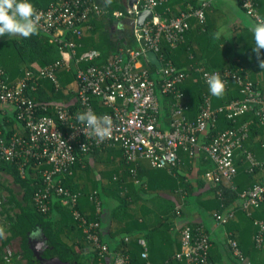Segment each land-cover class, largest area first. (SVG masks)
<instances>
[{
	"label": "built area",
	"instance_id": "built-area-1",
	"mask_svg": "<svg viewBox=\"0 0 264 264\" xmlns=\"http://www.w3.org/2000/svg\"><path fill=\"white\" fill-rule=\"evenodd\" d=\"M244 13L254 22L258 15L257 0H239ZM166 0H136L126 15L133 19V36L136 43L144 41V46L132 50L117 51L106 60L97 49L79 52V40L82 28L87 26L89 17L99 16L101 8L93 0H54L44 8H36L40 14L39 32L55 43L64 57L43 67L33 66L20 79L9 82L0 68V103L13 108L21 133H13L6 138L0 124V160L16 162L20 173L29 162L42 164L39 171L41 188L33 194L37 210L46 213L53 199L72 207V215L79 223L84 239L91 243L101 258L111 253L107 244L99 236L98 221H89L74 208L80 197L79 192H71L63 185V180L72 174V168L83 156L95 149L119 147L123 161L134 165L140 160L148 162L151 168L167 169L178 163V150L186 152L190 158L202 154L214 166L212 171L204 174L203 179L212 185L222 181L231 183L236 175L234 156L243 149L248 138L250 120L236 124L235 127L217 134L207 144L200 142V136L214 126L218 114L235 122L245 113H253L259 123L264 124V94L255 87L245 75L235 70H217L196 68L192 70L206 84L205 74L218 72L225 83V89L234 83L241 98L233 100L216 109H212L208 100H204L196 117L188 118V107L180 102L183 96L179 85L188 76L169 62H163L159 69L151 74L143 66L146 52L156 55L160 52L163 40L174 48L189 30V19L195 18L203 24L204 9L207 3H201L196 9H188L179 16L162 20L155 10ZM149 10L151 18L145 19L143 25L136 27V16L141 11ZM261 17V16H260ZM66 58V60H65ZM160 61V60H159ZM71 74V82L63 90L64 94L72 92L67 103H39L30 97L40 82L47 80L55 89H60L58 72ZM75 88H71V87ZM159 95L171 98L168 129H161L159 124ZM93 100L109 109L112 118L111 135L103 141L88 135L84 124L76 119L77 113L87 109L95 113ZM49 114H46L48 113ZM97 115V114H96ZM100 116V115H98ZM248 163V172L259 169L264 172V161H258L248 152L243 151ZM135 174V168L130 169ZM264 198V182L254 183L240 194V207L245 210L257 207ZM88 200L94 205L95 213L101 210L97 192L88 194ZM222 223L226 218L217 216ZM254 224L258 233L254 237L255 245L260 247L264 233V221ZM180 250L174 254L175 261L181 264H209L211 243L208 235L201 228L194 232L186 226L180 232ZM126 240V239H125ZM143 247L140 254L142 264H151L147 260L145 242L138 240ZM232 253L242 258L236 242L231 243ZM15 250L11 245L3 249V264H12ZM113 264H138L131 262L128 255L112 253Z\"/></svg>",
	"mask_w": 264,
	"mask_h": 264
},
{
	"label": "crops",
	"instance_id": "crops-1",
	"mask_svg": "<svg viewBox=\"0 0 264 264\" xmlns=\"http://www.w3.org/2000/svg\"><path fill=\"white\" fill-rule=\"evenodd\" d=\"M93 1L101 8L102 13L92 18V24L87 26L89 32L79 40L78 51L97 49L104 52L108 50L109 44L113 46V49L118 46L116 50L122 51L129 44H132L131 42L134 41L133 19L121 14L122 9L127 11L130 8L129 3L132 0H113L108 7H105L103 0ZM201 3L208 4L204 9V23H198L195 18L189 19L190 28L178 43L180 47L178 49V64L182 68H186L188 73L183 83L200 82L204 99L208 100L210 104L224 102L228 90H225L220 97L212 96L209 93L208 85L202 83L199 75L192 70L198 67L208 70H220L222 68L225 70L229 69L227 66L236 59L235 62L240 64L237 70L243 72V75L245 74L260 92H264V69L259 67V62L252 52L255 45L250 27L254 21L244 13L239 0H166L163 6L167 13H176L181 12L183 8L185 10L196 9ZM260 8H263L264 11V1L257 0V13H259ZM109 11L113 16H106ZM155 12L160 17L157 9ZM136 44V48L141 47L139 43ZM261 59L264 60V50H261ZM230 84L234 85L233 83ZM158 100L161 109L160 128L167 130L171 98L159 95ZM12 115L13 108L8 104L0 103V120ZM260 140L263 144L256 145ZM253 144L246 140L243 143L244 149L235 153L234 163L237 165L238 172L233 179L234 188H247L251 183V178L245 173H248V163L241 155L244 150L253 147L254 157L258 161H264V134L256 137ZM98 150L83 156L84 158L81 157L75 165V174L70 176H73L71 180L73 188L78 190L85 183H90V180L102 179L104 181V185L94 191L98 192L101 198L99 224L102 242L107 244L111 254L114 253L113 249L119 239V232L128 231V234L125 235L126 238L130 232L134 234L138 232L139 235H144L139 239L145 242L148 262L162 264L179 249L180 229L187 224H198L204 228L211 242L210 264H264V239L259 248H253L252 238L255 228L248 215L236 211L232 217L226 219L225 223L215 219L214 216L218 210L211 191L213 186L203 179L204 174L211 169L208 168V163L202 154L199 153L190 158L181 153L183 158L179 164L177 163L175 173H170L168 170L164 171L165 174L150 173L148 171L152 168L148 167V163L140 162L143 167L141 168V175H139L140 180L147 181V183L151 181L148 187L145 184L140 188V181L135 178V174L130 173V169L132 167L136 169L139 162L130 168L126 166L129 168V172H127L121 160L119 147H105ZM86 165L90 168L89 171L85 170ZM263 174L260 172L256 176L258 178ZM0 175L5 176L6 179L11 178L8 175ZM166 176L172 178L169 179ZM111 178L117 179L119 186L117 183L112 185L109 181ZM0 182L7 184L18 197H21V190L12 182V179L11 182L19 188V193L7 181ZM155 185L163 188L164 191L151 194L149 188H155ZM174 189H178V192H175L176 195ZM117 194L121 197H128L130 203L129 208L124 209V211L118 213L116 211V217H114V215L112 216L113 210L118 206ZM228 209L226 208V210ZM226 210L219 214L224 216ZM52 211L54 212V209ZM54 213L55 218L58 219V211ZM263 214L264 206L257 212V215L262 216ZM40 233L41 231L38 230L30 236L37 238ZM146 234L149 236L148 239H146ZM231 238L239 244L244 260H238L230 252L229 241ZM13 242L14 240L11 242V246ZM12 248L15 251L18 250V246L17 249L13 246ZM142 251L143 249L140 253ZM111 254L105 258L100 257L98 261H105L106 264L112 263Z\"/></svg>",
	"mask_w": 264,
	"mask_h": 264
},
{
	"label": "trees",
	"instance_id": "trees-1",
	"mask_svg": "<svg viewBox=\"0 0 264 264\" xmlns=\"http://www.w3.org/2000/svg\"><path fill=\"white\" fill-rule=\"evenodd\" d=\"M50 1H54V0H29V2L34 6L35 9L46 7ZM261 1L263 2L264 0ZM164 9L165 8L163 6V3L157 8L162 20L175 18L179 16L180 13H182V11L183 12L187 11L183 8L181 12L167 13L166 11H164ZM121 12L122 15H126L125 10L122 9ZM259 14L261 17H264L263 8L259 9L258 15ZM106 16L111 17L113 16V14L111 13V11H109ZM92 18H93L92 16L89 17L87 26L89 24H92V20H93ZM87 26L85 25L82 28V38L84 35H86L89 32ZM2 38H4V36L0 37V68L4 71L8 81L12 83L20 79L26 71L33 69L34 65L38 67H43L60 59L61 57H64L63 54H61V52L59 51L57 44L49 42L48 37L39 31L38 34L33 35L27 39L22 37L11 38V39H2ZM131 43L132 44H129L127 48L123 49L122 51L124 52L126 50H132L137 47L135 40L132 41ZM178 43L174 48H171L163 40H161L160 52L157 53V56L160 59L161 63L169 62L173 66H175L178 70L187 73V71L185 70L186 68H182V66L178 64V49L180 48ZM109 47L107 51L102 52L100 50L102 53L101 57L103 60H106L110 55L117 52L116 48L118 49V46L113 49V46L109 44ZM235 61L236 59L233 62H230L231 66L228 65L227 67L231 70H235L243 74V72L237 70L240 64ZM142 62H143V66L149 69L151 74H153L156 71L155 67L149 64L148 62H146L145 59L144 60L142 59ZM220 70H223V68ZM57 75L60 83V89H55L49 81L44 80L38 84L36 91L30 93V97L34 99V101L39 103H49V102L67 103L68 101H70L72 98V92H68L67 94H64L63 90H65L67 88V84L71 82L72 80L71 74L70 73L64 74V71H59ZM202 89L203 88L200 85V82L191 83L190 81L189 83L182 82L178 87V90L181 91L183 94V96L180 98V102L188 107V111H189L188 118L191 120H193L196 117L201 105L205 100L204 97L202 96L203 95ZM225 90H228V92L224 99V102H220L218 104H213V103L210 104L212 109H216L233 100L241 98L240 93L238 92V88L236 87L235 84L229 86ZM261 94H264V92L261 91ZM93 107L95 114L97 115H101L102 113H106L109 111L108 108L101 106V104L96 100H93ZM46 114H49V112ZM246 120L251 121V123L248 126L247 140L250 144H253V141L255 140L256 137L262 136L264 134V124L259 123L257 116L251 112L239 116L235 122L226 119L224 114H218L214 126L210 127L208 132L204 133V135H201L199 137L200 142L203 144H207L217 134L225 130H228L230 128H233L236 126V124L244 122ZM0 124L2 126V132L6 138H8L13 133H18V134L21 133V128L15 118L14 113L12 116L5 117L4 119L0 120ZM262 144L263 142L262 140H260L256 145H262ZM256 145L253 144V146ZM97 151L99 150L95 149L92 152L95 153ZM246 151L250 152L253 155L252 153L253 147L246 149ZM181 153L186 154V152L182 151L181 149L178 150L177 153L178 164L181 158H183ZM186 155L188 156V154ZM241 155L243 159L246 160L244 154L241 153ZM203 157L205 158V156ZM205 159L208 163V168L211 169L212 171L214 169L213 164L207 158ZM121 160L122 163L125 165V167L126 166L129 168L132 167V165L125 164L122 158ZM142 161L145 160L138 161L139 163L137 164L135 169L136 170L135 178L140 181L139 184L140 188H142L143 185L145 184L148 187V184L151 183V181L147 183V181L143 182L141 181L142 179L140 180L139 175H141V168H143L140 165V162ZM75 165L72 168V175H74L76 171ZM235 166H236V174H237L238 172L237 165ZM127 167H126V171L129 172L128 170L129 168ZM148 167L151 168L150 165ZM22 168H23V173L21 174L18 163L4 162L0 160V174L8 175L9 177H11L12 182L15 185H17L21 190V197H18V195L7 184H5L4 182H0V217L2 218V222L0 223V226H3L6 230L5 238L0 239V264H3V249L6 246H9L11 242L15 239L18 241V250L15 251V253L12 256V264H40L34 258L32 252L29 250L28 247L29 236L38 230H40L47 238L48 248L43 250L42 257L44 258L57 257L61 261L68 262L71 264H106L105 261L102 262L98 261V259L100 258L99 254L93 248L92 244L88 243L84 239L81 229L79 228V223L77 222V220L74 219L72 215V207L61 204L60 201H58V199L52 200V203L49 206V210L46 213L39 212L35 207L33 202V194L38 189L41 188V177L39 171L43 168V165L35 163L33 161L25 164ZM89 169L90 168L86 165L85 170L89 171ZM176 169H177V164L171 167L168 171L170 173H175ZM166 170L167 169L152 168L149 169L148 172L156 173V174H165L164 171ZM260 172L262 174L264 173L259 169H254L253 172H248V173L245 172L251 178V183L249 187L254 183L264 182V174L261 177L258 176V178L256 176ZM72 177L73 176L66 177L67 179L63 180V185L71 192L78 191L80 193V197L74 208H76L80 212L81 216L85 217L87 220L99 222L101 213L98 214L95 213L94 205L88 200V194L94 191L95 189L100 188L102 185H104V181L102 179L97 181L90 180V183L88 184L85 183V185L81 186L79 188L80 190H78L77 188L76 189L73 188V185L71 183ZM166 177L169 179L172 178L170 176H166ZM116 180L112 178L109 179L112 185H115L116 183L118 184L119 181ZM212 186L213 187L211 188V191L213 192V197L215 198V205L217 207L216 209L218 210L217 211L218 213L217 212L215 213L214 216L215 219L217 216H221L228 219L232 217L236 211L237 212L241 211L243 212L244 215L246 216L248 215L250 221L252 222L255 228V232L252 238L253 248H257L255 245L254 237L258 233V228L254 224V222L258 220L264 221V214L262 216L257 215V212H259L262 209V206H264V198L257 207L251 206L243 210L239 205L240 194L249 187L242 189L234 188L233 180H232V184L222 181ZM149 190L151 194L160 193L164 191L163 188H160L159 186L156 185L155 188L150 187ZM174 190H176L174 191V194L176 195L175 192H178V189H174ZM170 193L173 192L170 191ZM97 196L99 199H101L100 194L98 192H97ZM116 199L118 201V206L115 210H113L112 216L114 215V217H116L115 214L116 211L117 213L119 211H124V209L129 208V203H130V201H128V197L126 196L121 197L119 196V194H117ZM226 208L227 209L230 208V209L226 210ZM53 209L54 212L58 211L59 214L58 219L55 218V213L52 211ZM224 210H226V214L224 216L219 214L221 213V211ZM159 225H161V223H159ZM186 226L190 227L192 232L200 228L204 231V228L198 224H187L180 229L179 234L181 230ZM126 234H128V231H123L118 233L119 239L117 240V243L113 251L123 255H128L131 262L142 264L144 261L140 257L141 254L140 251L141 249H143V247L138 244V240L141 236L144 237V235H139L138 232L135 234L133 232H130L128 237L126 238L125 237ZM99 236L102 241V235L100 231H99ZM148 238L149 236L146 234V239ZM180 238L181 235H179V239ZM263 239H264V233L262 236V242L260 246L263 243ZM232 241L236 242L237 248L241 252L239 244L237 243L236 240L232 238L229 241V248L231 250L230 252L232 253V248L230 244ZM180 247H181V243L177 251L180 250ZM174 254L170 255L166 259V261L163 262L162 264H178V263L181 264L179 261L178 263L177 261H175ZM241 255H242L241 259L236 257L240 261L244 260L242 252ZM208 257L210 258V255ZM110 264H113V261L112 263L110 262Z\"/></svg>",
	"mask_w": 264,
	"mask_h": 264
},
{
	"label": "clouds",
	"instance_id": "clouds-1",
	"mask_svg": "<svg viewBox=\"0 0 264 264\" xmlns=\"http://www.w3.org/2000/svg\"><path fill=\"white\" fill-rule=\"evenodd\" d=\"M105 7L112 4L113 0H103ZM155 0H152L154 4ZM40 14L29 2V0H0V37L19 36L30 38L38 34ZM250 31L254 41L252 52L255 54L259 67L264 69V60L261 59V50H264V17L257 16L255 22L251 23ZM209 93L220 97L225 91V83L218 72L211 75L205 74ZM78 122L85 125L88 135L100 141L111 135L113 121L107 115H96L91 108L83 113H77ZM6 230L0 226V239H4Z\"/></svg>",
	"mask_w": 264,
	"mask_h": 264
},
{
	"label": "water",
	"instance_id": "water-1",
	"mask_svg": "<svg viewBox=\"0 0 264 264\" xmlns=\"http://www.w3.org/2000/svg\"><path fill=\"white\" fill-rule=\"evenodd\" d=\"M136 0H132L129 5L131 7L132 3H134ZM151 12L149 10L141 11L136 16V27L140 28L145 19L151 18ZM140 46H144V41H139ZM146 60L149 64L153 65L157 69L160 68V62L156 56V54L152 51L146 52ZM28 247L29 250L32 252L34 258L40 263V264H71L68 262H63L57 257H50V258H44L42 257V252L44 249L48 248L47 245V238L44 236V234L41 232L40 235L37 236H30L28 238Z\"/></svg>",
	"mask_w": 264,
	"mask_h": 264
},
{
	"label": "rangeland",
	"instance_id": "rangeland-1",
	"mask_svg": "<svg viewBox=\"0 0 264 264\" xmlns=\"http://www.w3.org/2000/svg\"><path fill=\"white\" fill-rule=\"evenodd\" d=\"M19 36H7V35H5L4 36V38L5 39H11V38H18ZM0 181H7L8 182V184H10V186L11 187H13V189L17 192V193H19V188L17 187V186H15V185H13L12 184V182H11V178H7L6 179V177L5 176H1L0 175ZM2 222V218L0 217V223ZM119 236V235H118ZM15 249H17V240H14V242H13V245H12Z\"/></svg>",
	"mask_w": 264,
	"mask_h": 264
},
{
	"label": "bare ground",
	"instance_id": "bare-ground-1",
	"mask_svg": "<svg viewBox=\"0 0 264 264\" xmlns=\"http://www.w3.org/2000/svg\"><path fill=\"white\" fill-rule=\"evenodd\" d=\"M157 56V55H156ZM157 58H158V56H157ZM158 60H160L159 58H158ZM159 62H161V61H159ZM162 64V63H161ZM161 64H160V66H161ZM155 69H157L156 67H155ZM159 69V68H158ZM210 264V263H209Z\"/></svg>",
	"mask_w": 264,
	"mask_h": 264
},
{
	"label": "flooded vegetation",
	"instance_id": "flooded-vegetation-1",
	"mask_svg": "<svg viewBox=\"0 0 264 264\" xmlns=\"http://www.w3.org/2000/svg\"><path fill=\"white\" fill-rule=\"evenodd\" d=\"M43 253V252H42Z\"/></svg>",
	"mask_w": 264,
	"mask_h": 264
}]
</instances>
